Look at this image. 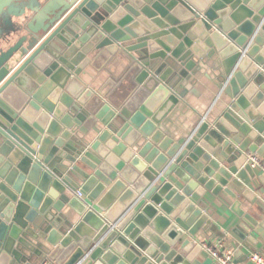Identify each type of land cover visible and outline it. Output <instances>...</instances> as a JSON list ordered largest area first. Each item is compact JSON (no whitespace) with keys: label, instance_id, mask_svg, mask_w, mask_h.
I'll list each match as a JSON object with an SVG mask.
<instances>
[{"label":"clouds","instance_id":"1","mask_svg":"<svg viewBox=\"0 0 264 264\" xmlns=\"http://www.w3.org/2000/svg\"><path fill=\"white\" fill-rule=\"evenodd\" d=\"M0 264H264V0H0Z\"/></svg>","mask_w":264,"mask_h":264}]
</instances>
